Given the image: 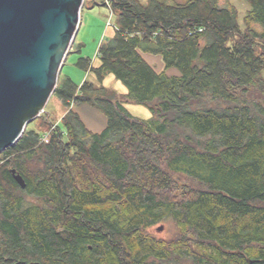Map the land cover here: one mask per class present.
<instances>
[{"label":"trees","instance_id":"16d2710c","mask_svg":"<svg viewBox=\"0 0 264 264\" xmlns=\"http://www.w3.org/2000/svg\"><path fill=\"white\" fill-rule=\"evenodd\" d=\"M244 1L242 28L231 0H109L100 67L77 63L98 83L60 80L49 143L26 129L0 158V264H264V0ZM167 221L169 239L148 232Z\"/></svg>","mask_w":264,"mask_h":264},{"label":"water","instance_id":"95a60500","mask_svg":"<svg viewBox=\"0 0 264 264\" xmlns=\"http://www.w3.org/2000/svg\"><path fill=\"white\" fill-rule=\"evenodd\" d=\"M85 1L0 0V154L45 112L79 32ZM11 173L25 189L23 176Z\"/></svg>","mask_w":264,"mask_h":264},{"label":"rangeland","instance_id":"374dc122","mask_svg":"<svg viewBox=\"0 0 264 264\" xmlns=\"http://www.w3.org/2000/svg\"><path fill=\"white\" fill-rule=\"evenodd\" d=\"M87 2L88 0L85 1V3ZM100 3L103 4L102 1H100ZM231 4L238 10L239 24L243 28L245 16L251 10V7L244 0H231ZM82 14L81 19H83V17H86L87 19L86 26L83 27L77 35L78 45L74 48V52L71 53L68 63L64 66L60 79L64 81L66 76H72L74 78H72L73 81L77 85H81V83L87 78L91 80V77L77 66V62L80 58L95 59L96 51L100 43L104 39L110 38L114 29L116 30L115 25L117 19L112 9L107 6H94L93 4H88L84 11H82ZM80 45L83 46L80 48ZM171 70H176L178 72L177 74H179V70L172 68L168 70L170 73L169 75H177L172 73ZM136 107L137 105H133L130 107V110L137 114L138 110ZM144 109L147 110L146 108ZM67 111V107L59 97L53 96L46 106L45 112L37 119L31 121L28 124L27 129H34L43 135L45 132L50 131L48 128L52 124H61V120ZM2 156L3 153L0 154V158H2ZM160 227H163V230L159 231L158 229ZM148 232L156 236L158 239H169L176 232V228L174 224L167 221L149 229Z\"/></svg>","mask_w":264,"mask_h":264},{"label":"crops","instance_id":"0c3cea01","mask_svg":"<svg viewBox=\"0 0 264 264\" xmlns=\"http://www.w3.org/2000/svg\"><path fill=\"white\" fill-rule=\"evenodd\" d=\"M88 4H93L94 6H105L104 4H101L100 1H98V0H88V2L85 3L82 11H84L85 7H87ZM86 21H87L86 17L85 18L83 17V19H81L79 32L82 30L83 27L86 26ZM79 32H78V34H79ZM115 34H116V30L114 29V32L112 33V36L110 38L114 37ZM77 38L78 37L76 36L74 45H73L71 51L69 52V54L67 56V59H66L64 65H63V68L66 65V63H68L71 53L74 52V48L78 45ZM110 38H107V39H110ZM104 40H106V39H104ZM101 43H100V45H101ZM100 45H99V47H100ZM82 46L83 45H80L79 47L81 48ZM99 47H98V49L96 51V55H95V59L94 60L86 58V59H89L91 61V66L94 67V68H99L100 65H101V60H100L99 55H98ZM143 56L146 59V61L156 69L157 72L161 73V72H163L165 70V65H164L161 57L153 56V55H150V54H143ZM63 68H62V70H63ZM171 72L174 73V74L178 73L176 70H171ZM61 73H62V71H61ZM85 73L88 74V76L91 77V80H89L87 78L81 83V85L85 81L98 83L96 74L94 72L88 71V72H85ZM167 73H168V75L170 74L168 71H167ZM177 75H179V74H177ZM170 76H174V75H170ZM67 78L71 79L72 81L74 79L72 76L71 77L70 76H66V79ZM81 85H78V86H81ZM103 85L105 87L115 89L119 94H122V95H126L128 93V90L126 89V87L121 82L117 81L115 79V77L112 76V75L108 76L104 80ZM125 106L136 117H139L141 119H146V120L150 119V117H151L149 111L144 109L145 107L143 108L142 106L137 105L136 109L138 110V113L136 114V113H134V112H132L130 110V107L133 106V105L127 104ZM73 109L80 114V116H81L82 120L84 121V123L87 124V127L90 130H92L93 132L101 133L106 128L107 119L98 109L93 108V107H91L89 105H82V106H78V107L74 106Z\"/></svg>","mask_w":264,"mask_h":264},{"label":"built area","instance_id":"2783aa9c","mask_svg":"<svg viewBox=\"0 0 264 264\" xmlns=\"http://www.w3.org/2000/svg\"><path fill=\"white\" fill-rule=\"evenodd\" d=\"M105 1H106V4L108 5V7L111 9V4H110L109 0H105ZM111 18H112V16H111ZM111 18H110V20H111ZM56 127H57V125H54L50 131L45 132V133L41 136V138H40V142H41V143H45V144H46V143H49L51 133L54 131V129H56Z\"/></svg>","mask_w":264,"mask_h":264},{"label":"flooded vegetation","instance_id":"af4514ba","mask_svg":"<svg viewBox=\"0 0 264 264\" xmlns=\"http://www.w3.org/2000/svg\"><path fill=\"white\" fill-rule=\"evenodd\" d=\"M93 249V247L92 246H90V250H92ZM23 263V262H22ZM31 263H41V264H44L42 261H38V260H29L28 262H27V264H31Z\"/></svg>","mask_w":264,"mask_h":264}]
</instances>
